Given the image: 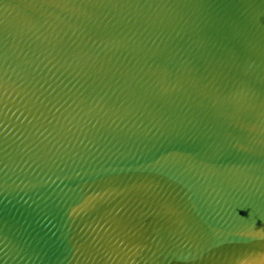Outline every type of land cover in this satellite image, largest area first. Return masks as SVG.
<instances>
[{
    "label": "water",
    "instance_id": "water-1",
    "mask_svg": "<svg viewBox=\"0 0 264 264\" xmlns=\"http://www.w3.org/2000/svg\"><path fill=\"white\" fill-rule=\"evenodd\" d=\"M0 264H264V0H0Z\"/></svg>",
    "mask_w": 264,
    "mask_h": 264
}]
</instances>
